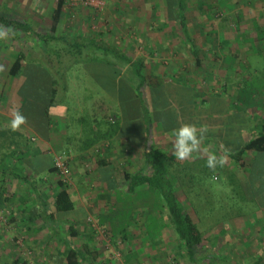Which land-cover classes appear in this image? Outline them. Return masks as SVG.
<instances>
[{
	"label": "rangeland",
	"instance_id": "1",
	"mask_svg": "<svg viewBox=\"0 0 264 264\" xmlns=\"http://www.w3.org/2000/svg\"><path fill=\"white\" fill-rule=\"evenodd\" d=\"M56 2L57 0H0V13L21 22H29L34 30L46 34L50 32L51 14ZM158 4V0H67L65 16L59 29L68 35L96 36L119 48L126 49L135 58L141 57L146 60L148 69L153 75H163L165 79L163 88L168 96L163 98L159 95L154 102L162 104L164 101L166 104L162 105L164 107L160 110L152 104L153 112L151 111V113L156 116L159 111L163 112L165 109L173 111L177 114L178 129L185 124H190L191 119L195 121V124L192 125H195L198 131H204V138L201 140L199 150L184 160L175 158L173 155L175 132L162 134L160 126L153 125V142L162 144L160 147L167 149L168 154L179 163L192 162L198 159L197 162H200V166L199 164L197 166L196 164L192 165V168H195L192 170L194 176L192 184L195 183L194 185L197 187V190H193V192L199 196L195 195V201L191 204L186 198L187 195L184 196L181 191H178L177 194L182 197L183 204L192 213L198 228L204 232L205 240L214 239L217 242L223 240L224 245H227V242L236 244L230 256L231 262L227 261L224 264H250L251 257L248 258L247 262L244 259L245 256H241L243 250L247 249L242 244L245 235H250L252 238L250 240H257V236H259L257 230L261 227L262 232H264V191L259 190L260 186H264V167L262 170L261 163H259L255 169L252 167L250 170V162L254 155L253 153L244 155L245 167L242 172L245 173L246 169H249V174H251L244 183L242 181L244 174L240 168L223 155H217L220 148L217 147L214 139L220 133L224 134L223 138L226 139L228 133L232 140L239 138L246 141L250 129L257 128L263 123L264 112H261V106H259L263 105L264 101L260 96L263 94L257 93V91H264L263 1L189 0L186 16L195 42L202 50V52L199 51L200 67L196 66L195 60L190 56V44L186 43L180 28L174 24L165 25L162 21L163 11L157 7ZM200 6L202 11H200ZM218 11L220 12L217 13ZM224 17L226 20L219 28L221 19ZM155 24H163V28L158 30ZM225 36L227 42L224 41ZM221 41L222 44L220 45ZM32 43L36 44L33 41ZM22 44V41L12 42L9 38L0 40V96H5L8 101L9 97L13 95L16 81H9L7 76L8 68L14 58L12 51L22 49L25 53H31L33 50L30 42ZM155 44H159L160 47H155ZM39 46L43 47V44L39 43ZM149 46L152 49H157L156 54H149ZM64 60L68 61V56ZM87 68L88 66L86 68L85 66H75L68 74V92L66 93L70 100L66 107L68 113L72 112L73 116L78 117L80 114L83 115L87 109L89 113L95 112L94 114L97 113L102 116L104 111L98 110L99 106H97V103H101L108 108L105 115L110 118L114 115L112 109H115V101L98 89L97 84L86 70ZM148 69L147 72L150 71ZM214 74L217 77L214 78ZM228 77L230 80H227ZM237 85L239 86L238 89L246 90L239 94V97L242 94L247 97V91H256L254 96L257 98L251 97V100L260 99V103L256 102V106H259L257 109L254 108L256 107L253 105L254 103L245 100L243 96L240 97L243 103L238 102L235 107L232 91L233 93H237V91L236 88L232 89V87ZM183 87L186 88L184 90L186 93L179 91V89L183 90ZM150 94L148 92V100L152 102L153 98ZM203 98L205 99L204 108H202ZM7 106L8 104L0 99V113H5ZM188 107H190V114ZM66 108H64V112H67ZM236 112L238 115L236 114L235 117L229 119V116L231 117V114ZM166 121L170 122L169 117ZM100 127L103 128L104 126L101 125ZM99 144L100 154H105L107 148L113 149L114 147L117 150L115 153L120 154L119 157L123 159L129 157L126 153L128 144L123 145L121 141L116 143L114 140H111L110 143L107 141ZM222 146H220L221 150H223ZM234 147H236V143H232L227 149L233 151ZM137 149L139 150L136 151L134 159L131 157L135 163L133 166L135 171L142 162L144 163V145ZM63 150L64 148L53 153V162L54 158L61 155ZM91 153L97 160L96 149ZM213 154L219 158H224L228 164L229 172L236 174L235 181L232 182L229 176L223 174L222 170L220 171L217 167L214 169L207 167V170H204L205 162L200 158L205 160L207 159L206 156ZM71 156L73 159L79 158L76 152L74 153L72 150L68 152L67 157L70 166ZM44 159L47 161L48 156L46 155ZM77 161V164L83 163L86 172L90 173L93 170V163H88L87 166L84 161H80V158ZM46 173L49 174L47 170H43L42 174ZM71 179L72 172L69 183ZM194 185H191L192 189L195 187ZM124 187H127L126 183ZM247 187H249L248 190ZM31 189L29 188L28 191ZM139 189H142V192L138 190L139 193L126 197L116 192L117 204L115 207L119 209V215L115 220L120 221L119 224H113L114 233L129 231L132 227L134 209L137 208L136 219L138 223L144 212L141 210L151 206L149 202L154 203L153 200L150 201L149 199L151 191L148 188ZM89 197L93 198L94 194L91 193ZM19 203L21 202L19 201ZM164 207L159 202L150 207V216L145 221L146 225L143 230V233L146 231V236L150 242H156L155 237L161 233L162 228L164 230L169 229L167 233L166 231L162 232L163 238L167 236L166 238L170 241L176 239L172 226L166 224L169 223V220L167 217V222L165 221L167 214L163 212ZM0 212L5 219V222L0 223V264H13L12 260L17 255L23 260H27V264H49L47 252H43V249L49 248L48 245H44L49 239V233L41 235L42 229L37 228L38 222L33 223L32 229H25L22 222L17 223L15 220L19 216L18 210L14 209L12 212L6 207H1ZM24 216L22 215V218ZM144 217L147 216H143V219ZM110 222L113 220L111 219ZM255 224L256 231L254 230V233L250 232L249 234L245 228L248 229L247 226ZM233 228L238 230L231 231ZM240 234L241 237L237 236ZM163 238L158 237L157 240L160 241ZM233 238H236L234 239L235 242L231 240ZM50 246L52 247L51 244ZM254 249L255 247L249 248V250Z\"/></svg>",
	"mask_w": 264,
	"mask_h": 264
},
{
	"label": "trees",
	"instance_id": "2",
	"mask_svg": "<svg viewBox=\"0 0 264 264\" xmlns=\"http://www.w3.org/2000/svg\"><path fill=\"white\" fill-rule=\"evenodd\" d=\"M158 1L159 4L157 7L163 11L161 15L162 21H164L165 25L174 24L180 28L186 43L190 44V56L195 60L196 66H201L200 52L202 50L199 49L195 42V37L190 31L186 16L189 9V0ZM262 1L264 6V0ZM66 3L67 0H57L55 7L52 9L50 32L46 34L34 30L29 22H21L0 13V29L7 30L11 28L13 30L9 32L7 38L17 43L18 41H22V45L30 42L33 49H31V53H25L22 49H12L14 58L8 68L7 76L9 81H16L13 95L9 97V101L5 96H0V99L8 104V110L5 108V111L12 114L16 111L22 112L26 117V122L23 125L29 127L33 134L44 139H49L53 130L64 127L62 124L64 120H59L58 117L65 115L64 108L70 103L66 95L68 92V74H70L75 66H85V68L88 66L86 70L97 84L98 89L112 97L115 101V109H112L114 115L108 118L105 115L108 112V108L101 103H97V106H99L98 110L104 111L102 116H99L97 113L94 114L95 112L89 113L87 109L78 118H75L72 112L68 113L69 116L65 118L66 129L71 131L72 127H74L75 131L68 138L67 143L64 142L66 146L62 153L67 154L71 151L70 146L74 145H67L71 143L70 139L74 138V141L77 142L75 146L78 151L85 152L91 148L96 149L98 154L97 162L100 167H104L107 163L104 158L101 159L104 153L100 154V150H98L99 143L107 141L110 143L116 136L124 137L128 142L135 139V142L138 139L142 140L144 135V163L142 167L132 173L125 172V179L128 181V190L133 192L138 188L145 187L151 191L149 199L150 201L153 200L154 203H150L151 206L149 207L154 206L156 202L161 203V206H165L163 212H166L169 225L172 226L176 238L184 245L188 255L192 256L194 249L203 244L205 234L198 228L192 213L183 204L182 197L178 196L177 193L181 191L184 196L187 195L186 198H188L191 204L195 201V195L199 196L193 192V190H197V187L194 185L195 183L192 184L194 180L192 170H195V168H192V165L196 164L197 166L199 164L200 166V162H197L198 159H195L192 162L179 163L174 157L168 154L167 149L160 147L162 144H155L153 142V125H159L162 134H173L179 127L178 121H176L177 114L173 111L163 109L164 111H159L156 116L151 113V111L153 112L152 104L158 110L164 107L162 105L166 104L164 101L162 104L154 102L159 95L163 98L168 96L163 88L165 79L162 74L153 75L151 70L148 69L146 60L141 57L135 58L126 49L119 48L96 36L82 34L68 35L60 31L59 26L62 24L63 17L65 16ZM200 11H202L201 6ZM207 18H210V16H207ZM224 20H226L225 17L221 19L219 28L224 24ZM162 25L155 24V27L161 30L163 28ZM32 41L36 42V44L32 43ZM224 41L227 42V39L225 38ZM39 43H42L43 47L39 46ZM221 44L222 41L220 42ZM154 46L160 47L159 44H155ZM148 49L150 55L156 54V48L152 49L149 46ZM66 56H68V61L64 60ZM147 69L150 71L147 72ZM215 77L217 76L214 74ZM227 80H230V77ZM233 88H236L237 91V93H233L232 91L235 98V107L238 105V102L241 103L243 101L240 98L241 96L249 101L256 92L255 90L247 91V97H244L243 94L239 97V94L244 93L246 90L244 89L242 91L238 89V85ZM185 89L183 87V90L179 89V91H184ZM148 92L152 94V102L148 100ZM257 93L264 95V91H257ZM263 95L260 96L264 101ZM4 97L5 99H3ZM202 101V108H204L205 99L203 98ZM66 109L68 112V108ZM260 109L261 112H264V102ZM189 112L190 107H188ZM236 114L237 112L231 114L229 119L235 117ZM168 117L170 122L166 121ZM190 124H195V121L190 119ZM101 125L106 128H101ZM143 130L144 133L135 135L138 131L142 132ZM250 130L246 141L239 138L232 140L229 138L230 135L228 133L226 139L223 138L224 134L221 133V136L218 135L214 139L217 147L220 148H217V155L226 157L234 165H237L241 172L245 167L243 156L248 153H253L254 155L253 160L250 162V170L252 167L255 169V166L259 163H261V169L264 167V120L262 125H259L257 128L253 127ZM14 135L16 136L12 129L7 130L0 125V173L4 176L7 174L11 176L16 170L15 168L10 170L4 165L8 157L19 154L15 149H12L14 146L13 143H15ZM8 139H11V141L9 142ZM232 143H236V147L233 148V151H229L227 147ZM220 146L223 147V150H221ZM208 157L206 156L207 159ZM217 158L219 159V157ZM200 159L205 162L204 170H207V159ZM69 167L71 170L70 163ZM217 168L220 171L222 170L223 174L229 176L232 182L236 180V174L229 172V167L226 162L222 166L218 164ZM249 169H246L245 173L242 172L244 174V179L242 180L244 183L251 175L249 174ZM49 171L58 174L60 190L56 193L54 203L50 204L47 201H41V205L39 206L29 207L26 211L24 209V212L27 214L24 218L29 226L28 229H32L33 222L42 223L46 221L45 223H49L55 219L56 214L67 213L73 208L68 194L69 182L64 181L59 175L54 162ZM0 181L3 180L1 179ZM191 185L195 187L192 189ZM5 187V183L0 184V189L2 188L0 190V197L2 199L0 201V208L4 207V201L7 200L3 196ZM246 189L248 190L249 187ZM259 190L264 191V186H260ZM48 206L52 207L51 211L47 210ZM110 234L112 235L111 232ZM93 242L95 244L97 243L95 239ZM85 253L90 254L89 258L95 264L98 252L96 250L91 252L88 246H85L83 249L77 250L72 248L68 250L65 264H82L81 256L85 255ZM17 257L18 259L12 261L13 264L28 263L27 260H23L19 255Z\"/></svg>",
	"mask_w": 264,
	"mask_h": 264
},
{
	"label": "crops",
	"instance_id": "3",
	"mask_svg": "<svg viewBox=\"0 0 264 264\" xmlns=\"http://www.w3.org/2000/svg\"><path fill=\"white\" fill-rule=\"evenodd\" d=\"M254 97L257 98V96H253V99ZM251 99V103H254L253 105L255 106L258 102L260 103L259 98L254 101ZM254 108L257 109L258 106ZM64 114V116L60 115V117H58L59 120H64L62 123L64 127L53 130L49 139H44L33 134L31 129L24 125H21L14 131L16 136L14 135L15 143H13L14 146L12 149H15L19 154L8 157L4 165L10 170L14 168L16 170L11 176L9 174L4 176L0 173V180H3L0 181V183H5L6 186L3 196L7 200L4 201V207L12 210V212H14V209L19 211V216L16 217L15 220L17 223L22 222L25 229H28L29 226L25 218H22V215L27 216L26 213H23L24 209L26 211L29 207L39 206L41 205V201H47L50 204L54 203L56 193L60 190L58 185V174L50 172L49 169L52 166L53 153L65 148V143H67L68 138L71 137L75 131L74 127H72L71 131L66 129L65 118L69 115L68 112ZM13 116L14 113H7L6 111L5 113H0V125L10 130V121L13 119ZM142 133H144V130L142 132L138 131L135 135ZM70 140L71 143L67 146H70V144L74 145L70 146V149L74 151V153L76 152L81 162L84 161L86 165L88 163H93V170L90 173L86 172L83 163L77 164L79 158L75 157V159H73L72 155V179L68 187V194L73 204L72 210L67 213L56 214L55 219L51 220L49 223H45L46 221L42 223L38 222L37 228L42 229L41 235L49 233V239L44 243V245H48L49 248L47 250L43 249V252H47L49 264H65L68 250L72 248L77 250L83 249L85 246H88L91 252L93 250L98 252L97 264H224L227 261L231 262L230 256L236 244L227 242V245H224L223 240L217 242V240L214 239H204L203 244L194 249V254L192 256L188 255L184 245L180 243L177 238L172 241L166 238L167 236L163 238L164 234L162 232L166 231L167 233V230H169L168 228L165 230L162 228L161 233L155 237V243L154 241L150 242V239L146 236V231L143 233L146 225L145 221L148 220L150 216V207L141 210L144 212L138 223L136 219V213H138L137 208L134 209V214L132 216L133 221L131 223L132 227L129 231H120L119 233L113 232V224H119L120 221L118 219L115 220L119 215V209L115 207L117 204L116 192L125 195V197L131 194L135 195L138 190L142 192V189L140 190L139 188L133 192L128 190V181L125 179V172H135L133 168L135 165L133 159L136 151L139 150L137 148L143 147L144 145V135L142 140L138 139L135 142V139L128 142L124 137L116 136L114 139L116 143L121 141L123 145H129L126 150L129 157L123 159L119 157L120 154L115 153L116 148L114 149L113 147L112 149L109 147L110 149L101 157V159L104 158L107 163L104 167H100L97 162L98 158L96 160V158L91 155L94 148L88 149L85 152L78 151L75 146L77 143L74 141L75 139L71 138ZM8 141L10 142L11 139H8ZM46 155L48 156L47 161L44 159ZM131 157H133L132 160ZM142 165L143 162L138 169L142 167ZM43 170H47L49 174H42ZM14 174H16V176H14ZM43 176L44 178H42ZM125 183L127 187H124ZM29 188L32 189L28 191ZM0 190H2V188ZM91 193L94 194L93 198L89 197ZM1 200L0 197V201ZM19 201L21 203H19ZM51 209L52 207L48 206L47 210L51 211ZM113 214H115V217L112 218ZM88 215H92L99 226L110 230L112 236L122 240L121 250L124 256L122 262L109 259L102 246L93 242L95 237L92 236L86 222ZM143 216L147 217L143 219ZM111 219L113 222H110ZM165 221L167 222V216L165 217ZM166 224L170 226L168 222ZM255 226L256 224L247 226L248 229L245 228V230H247V232L249 231V234L250 232L254 233V230L256 231ZM237 230V228L231 229V231L234 232ZM239 230L241 231V228ZM257 231L259 235L257 236V240H250L252 238L248 234L243 238L242 245L243 247H247V249L243 250L244 252H242L241 256H245L244 259L247 262L248 258L251 257L250 264H264V232H262L261 227ZM237 236L241 237V234ZM158 237H162L163 239L158 241ZM234 239L236 238L231 240L235 242ZM250 247H255V249L249 250ZM89 255L90 254L85 253V255L81 256L82 264H94L89 258ZM227 257L229 258L228 260ZM16 259H18L17 256L15 259L13 258L12 261Z\"/></svg>",
	"mask_w": 264,
	"mask_h": 264
},
{
	"label": "clouds",
	"instance_id": "4",
	"mask_svg": "<svg viewBox=\"0 0 264 264\" xmlns=\"http://www.w3.org/2000/svg\"><path fill=\"white\" fill-rule=\"evenodd\" d=\"M11 28L7 30L0 29V40L8 37ZM26 122V117L20 111L14 113L13 119L10 121V126L13 131L17 130ZM206 131V130H205ZM204 138V131H198L197 127L192 124H185L175 132V143L173 155L180 160L187 159L194 152L199 150L201 140ZM224 158H217L216 155H209L207 167L216 168L217 165H223Z\"/></svg>",
	"mask_w": 264,
	"mask_h": 264
},
{
	"label": "built area",
	"instance_id": "5",
	"mask_svg": "<svg viewBox=\"0 0 264 264\" xmlns=\"http://www.w3.org/2000/svg\"><path fill=\"white\" fill-rule=\"evenodd\" d=\"M87 3V2H85ZM54 165L58 170L59 175L64 181L69 182L71 176V170L69 167V160L66 153L58 155L54 158ZM5 222L4 215L0 212V223ZM87 225L91 234L95 237L97 243H99L109 259L122 262L123 252L121 250L122 240L114 238L106 228L98 225L92 215H88L86 218Z\"/></svg>",
	"mask_w": 264,
	"mask_h": 264
}]
</instances>
